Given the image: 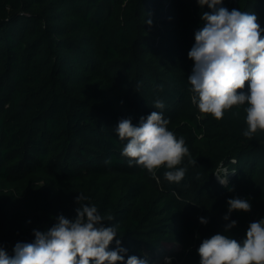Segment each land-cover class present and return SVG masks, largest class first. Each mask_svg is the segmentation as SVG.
Instances as JSON below:
<instances>
[{
    "label": "trees",
    "instance_id": "obj_1",
    "mask_svg": "<svg viewBox=\"0 0 264 264\" xmlns=\"http://www.w3.org/2000/svg\"><path fill=\"white\" fill-rule=\"evenodd\" d=\"M220 6L255 13L264 29V0ZM211 11L197 0H0V186L8 187L0 189V245L9 256L34 240L33 229L74 218L79 194L117 227L125 261L165 264L157 252L172 245L171 264H199L203 239L242 241L264 218V132L243 135L246 104L216 120L192 103L188 52ZM152 111L196 160L185 157L179 183L164 178L166 168L153 176L122 155L118 122L138 126ZM16 196L23 204L15 207ZM235 197L252 209L225 221Z\"/></svg>",
    "mask_w": 264,
    "mask_h": 264
},
{
    "label": "clouds",
    "instance_id": "obj_2",
    "mask_svg": "<svg viewBox=\"0 0 264 264\" xmlns=\"http://www.w3.org/2000/svg\"><path fill=\"white\" fill-rule=\"evenodd\" d=\"M197 3L212 11L202 14L204 25L195 32V43L188 52V58L194 61L188 76L190 91L194 93L192 103L200 113L216 120L223 119L233 107L246 104L247 130L243 135L251 139L258 131L264 132V29L255 13L230 11L220 6L222 0ZM164 107L163 101H154L155 109ZM168 124L161 111H152L147 117H140L138 126L130 118L121 119L115 132L126 141L122 155L128 158L130 167L140 166L153 176L158 169L166 168L164 178L179 183L187 171V166H181L185 157H189L190 165H195L196 160L191 158L184 138H177ZM218 179L221 184L227 183L226 176ZM87 199L79 194L74 218L61 214L47 230L33 229L34 240L17 242L12 256L0 245V264H149L146 258L135 255L125 261L127 249L116 239L117 227L105 226L95 205L81 203ZM227 204L225 221L234 211L252 209L249 200L240 197L228 199ZM200 222L208 223L203 217ZM236 225L235 220L227 223L224 233ZM114 240L117 247L110 250ZM197 252L199 264H264V218L249 224L242 241L217 233L203 239ZM171 260L165 257V264H171Z\"/></svg>",
    "mask_w": 264,
    "mask_h": 264
},
{
    "label": "rangeland",
    "instance_id": "obj_3",
    "mask_svg": "<svg viewBox=\"0 0 264 264\" xmlns=\"http://www.w3.org/2000/svg\"><path fill=\"white\" fill-rule=\"evenodd\" d=\"M1 185V184H0ZM2 186V185H1ZM0 186V189H1V192L3 190H5L6 188H8L7 186H3L1 187ZM13 191H8L7 194H11ZM1 194V193H0ZM10 200L12 201L11 204H14V206L16 207L17 205L19 204H23L22 202V198H20V196H16L15 199H13L12 197L10 198ZM175 246H165V247H162L158 252H157V262L158 261H161L162 259H165V257L167 256L168 252H170Z\"/></svg>",
    "mask_w": 264,
    "mask_h": 264
}]
</instances>
